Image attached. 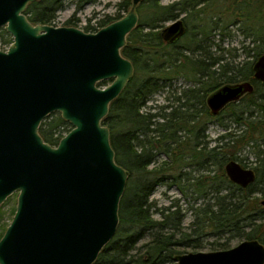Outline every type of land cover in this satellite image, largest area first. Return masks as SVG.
<instances>
[{
  "label": "trees",
  "instance_id": "1",
  "mask_svg": "<svg viewBox=\"0 0 264 264\" xmlns=\"http://www.w3.org/2000/svg\"><path fill=\"white\" fill-rule=\"evenodd\" d=\"M95 1L76 0L74 12ZM160 1L142 0L136 7L137 25L121 49L134 73L102 119L109 129L114 159L129 174L118 205L115 234L92 264L171 263L185 248L200 247L198 240L206 236L222 237V242H213L219 249H226L232 238L264 243V85L253 78L252 69L255 59L264 54V0ZM117 6L115 15H104L96 26L90 25L89 18L82 29L94 32L121 18L120 11H127L131 0H121ZM62 7V0H36L24 13L33 24L55 26L52 21ZM177 18H182L186 31L177 41L166 43L160 30L165 22ZM77 21L73 14L66 25L77 26ZM228 26L249 41L251 47L243 46V50L253 52V60L229 62L210 51L212 44L217 51H225L219 40L229 35ZM214 34L219 36L216 44ZM11 42V35L0 28V49ZM178 76L191 85L177 91L171 103L153 107L155 112L142 110L153 94ZM245 80L253 84V91L211 115L206 96L223 84ZM225 112L227 124L222 122ZM211 120L224 131L209 144L205 131ZM71 128L54 112L40 123L38 131L45 142L56 145L63 131ZM159 153L166 159L156 163ZM249 156L254 159L255 180L240 187L228 179L224 164L233 159L246 167ZM187 169L199 176H187ZM170 177L175 182L186 180L196 194L189 207L193 219L187 227L182 226L183 213L177 204L159 209L158 219L150 211L154 187ZM6 227L0 225V238ZM146 235L149 239L137 245Z\"/></svg>",
  "mask_w": 264,
  "mask_h": 264
},
{
  "label": "water",
  "instance_id": "2",
  "mask_svg": "<svg viewBox=\"0 0 264 264\" xmlns=\"http://www.w3.org/2000/svg\"><path fill=\"white\" fill-rule=\"evenodd\" d=\"M33 1L0 0V28L12 36L0 49V205L17 193L0 238V264H92L115 234L129 174L114 159L102 119L133 76V64L121 49L137 25L142 0H131L121 18L94 32L31 23L24 11ZM185 31L177 18L160 34L173 43ZM252 69L264 85V54ZM109 79L108 85H97ZM252 91L248 80L223 84L205 103L215 116ZM54 112L72 128L50 145L38 129ZM224 172L240 187L255 180L251 167L233 159ZM174 262L264 264V243L242 239L227 249L179 253Z\"/></svg>",
  "mask_w": 264,
  "mask_h": 264
},
{
  "label": "rangeland",
  "instance_id": "3",
  "mask_svg": "<svg viewBox=\"0 0 264 264\" xmlns=\"http://www.w3.org/2000/svg\"><path fill=\"white\" fill-rule=\"evenodd\" d=\"M121 0H96L95 2L91 3H84L83 6L78 9L76 12V0H62L63 7L56 11V17L52 21V23L55 26H69L66 25L67 20L72 17L73 14H75V17L78 18V21L76 22L75 27L83 28L86 23L88 22V19L90 18V25L96 26V21L104 15H115L118 12L117 4ZM173 0H161L160 3L167 4ZM129 10V9H128ZM127 10V11H128ZM126 10L120 11L122 16L127 12ZM170 21H167L163 24V26L169 24ZM4 29L3 27H1ZM217 33V32H215ZM227 35L222 41L219 40V36L217 34H214L213 36V43H217L219 40V46L223 47L225 51H217L216 46L212 44V47L210 48V51L213 53V55H223L224 58L231 62H239L242 60H253L254 58L250 57V55L253 54V52L246 53L243 50V46H249L251 47V44H249L248 40H245L243 36L235 30L234 27L228 26L227 28ZM12 37V36H11ZM7 48V47H6ZM5 48V49H6ZM249 55V57H248ZM111 81L105 80V84L101 86H106ZM192 82L185 79L183 76H178L174 79H172L162 90L161 92H157L153 94L148 101L145 104V108H142L143 111H149V112H155L157 109H152L155 106H161L165 105L167 102H172L174 94L179 95L181 88L187 87V85H191ZM174 106L177 104L176 102L173 103ZM223 119L222 122L227 124V112L223 113ZM224 131V128L219 126L215 120H211L207 123V128L205 131L206 140L210 143H212V140L222 133ZM65 134L66 132L63 131ZM264 148V146H263ZM243 154H246L244 151ZM166 159L164 154L159 153L157 156H155L156 163L160 162L161 160ZM253 157L249 156L248 162H246L248 167H251L253 165ZM155 163V164H156ZM154 164V165H155ZM188 172L187 176H199L198 172L191 171L189 169L185 170ZM188 182L186 180H180L178 182H175L172 177L166 178L163 182H160L157 184L151 195L149 196V202L152 204L151 212L155 218L158 219V211L161 208H166L170 206L171 204H177L181 212L183 213L182 218V226L187 227L189 226L190 222L193 219L192 213L189 209L190 205L194 202V198L196 197V194L193 193L192 188L189 187ZM183 188V190H182ZM16 197L17 193H14L10 195L1 205H0V213H1V219H0V225L5 226L8 225L12 219L13 216V210L16 205ZM149 239V235H146L143 239H141L137 245H140L141 243L145 242ZM219 241L222 242L223 238H216L213 236H206L203 237L202 240H198V242L201 243V246L198 248H185V252L188 251H212V250H220L216 245L213 244V242ZM239 241L237 238H232L227 248H230L234 245H236ZM226 248V249H227ZM183 253V252H182ZM166 264H175L174 260L171 263Z\"/></svg>",
  "mask_w": 264,
  "mask_h": 264
}]
</instances>
